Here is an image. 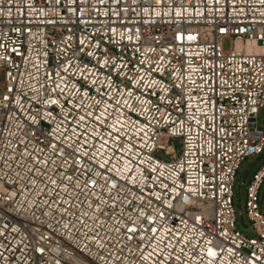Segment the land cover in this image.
I'll use <instances>...</instances> for the list:
<instances>
[{"label": "built area", "instance_id": "obj_1", "mask_svg": "<svg viewBox=\"0 0 264 264\" xmlns=\"http://www.w3.org/2000/svg\"><path fill=\"white\" fill-rule=\"evenodd\" d=\"M0 70V264H264V0H0Z\"/></svg>", "mask_w": 264, "mask_h": 264}, {"label": "rangeland", "instance_id": "obj_2", "mask_svg": "<svg viewBox=\"0 0 264 264\" xmlns=\"http://www.w3.org/2000/svg\"><path fill=\"white\" fill-rule=\"evenodd\" d=\"M224 48H229V41L224 42ZM3 72L0 70V84L3 82ZM258 126L264 131V109H262L258 115ZM172 146L175 151L180 150V143L178 140L172 142ZM159 157L163 158V154L160 153ZM264 166V150L262 154L249 156L241 163L239 170L235 178V188L233 196V206L235 209L238 224L243 225L247 230L251 231V223L245 216V199H246V187L251 179L252 175ZM242 183V184H241ZM259 205L260 208H264V182L259 192ZM249 234V233H248Z\"/></svg>", "mask_w": 264, "mask_h": 264}, {"label": "water", "instance_id": "obj_3", "mask_svg": "<svg viewBox=\"0 0 264 264\" xmlns=\"http://www.w3.org/2000/svg\"><path fill=\"white\" fill-rule=\"evenodd\" d=\"M240 230H241V231H243V232L250 233V231H249V230H247L246 228H244V227H242V226H240Z\"/></svg>", "mask_w": 264, "mask_h": 264}]
</instances>
